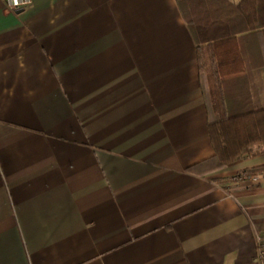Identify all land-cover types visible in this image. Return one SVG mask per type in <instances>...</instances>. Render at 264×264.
Here are the masks:
<instances>
[{
  "label": "crops",
  "instance_id": "0c3cea01",
  "mask_svg": "<svg viewBox=\"0 0 264 264\" xmlns=\"http://www.w3.org/2000/svg\"><path fill=\"white\" fill-rule=\"evenodd\" d=\"M197 47L179 0H0V264H264V152L204 165Z\"/></svg>",
  "mask_w": 264,
  "mask_h": 264
},
{
  "label": "trees",
  "instance_id": "16d2710c",
  "mask_svg": "<svg viewBox=\"0 0 264 264\" xmlns=\"http://www.w3.org/2000/svg\"><path fill=\"white\" fill-rule=\"evenodd\" d=\"M204 15L184 19L197 42V61L215 156L204 163L216 172L264 152V107L253 71L264 68V0L225 6L204 0ZM264 172V166L255 170Z\"/></svg>",
  "mask_w": 264,
  "mask_h": 264
},
{
  "label": "built area",
  "instance_id": "2783aa9c",
  "mask_svg": "<svg viewBox=\"0 0 264 264\" xmlns=\"http://www.w3.org/2000/svg\"><path fill=\"white\" fill-rule=\"evenodd\" d=\"M4 3V7L12 12V13H19L29 9L33 5V0H18L17 4H12V0H2ZM245 180H250L256 182L258 180V176L256 175H240L236 178V182H242ZM257 245H258V257L263 259L264 258V238L259 236L257 238Z\"/></svg>",
  "mask_w": 264,
  "mask_h": 264
},
{
  "label": "rangeland",
  "instance_id": "374dc122",
  "mask_svg": "<svg viewBox=\"0 0 264 264\" xmlns=\"http://www.w3.org/2000/svg\"><path fill=\"white\" fill-rule=\"evenodd\" d=\"M203 3H205L204 0H179V4H180L182 12H184L185 14L189 16H203L204 15ZM207 3L218 5V6L226 5V1L224 0H207ZM253 81H254V78H253Z\"/></svg>",
  "mask_w": 264,
  "mask_h": 264
},
{
  "label": "clouds",
  "instance_id": "9594fccd",
  "mask_svg": "<svg viewBox=\"0 0 264 264\" xmlns=\"http://www.w3.org/2000/svg\"><path fill=\"white\" fill-rule=\"evenodd\" d=\"M18 3V0H12V4H17Z\"/></svg>",
  "mask_w": 264,
  "mask_h": 264
}]
</instances>
